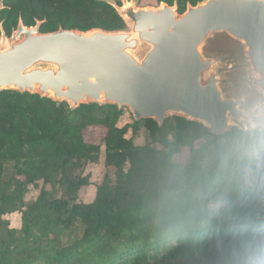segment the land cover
Here are the masks:
<instances>
[{"label":"trees","instance_id":"trees-1","mask_svg":"<svg viewBox=\"0 0 264 264\" xmlns=\"http://www.w3.org/2000/svg\"><path fill=\"white\" fill-rule=\"evenodd\" d=\"M154 1L177 4L183 14L205 0ZM3 5L0 38L2 29L11 37L20 19L26 27L41 22L44 34L127 28L106 0ZM123 116L115 105L73 110L39 94L0 92V264H226L236 244L264 223V189L229 181L210 160L238 128L213 135L176 116L163 126L152 119L120 126ZM90 128L103 129L100 143L87 141ZM141 130L149 135L143 144ZM184 151L187 161H177ZM103 154L95 198L82 202L79 193L92 183L85 169ZM14 213L19 227L4 220Z\"/></svg>","mask_w":264,"mask_h":264},{"label":"water","instance_id":"water-1","mask_svg":"<svg viewBox=\"0 0 264 264\" xmlns=\"http://www.w3.org/2000/svg\"><path fill=\"white\" fill-rule=\"evenodd\" d=\"M107 2L125 30L44 34L41 22L22 19L11 37L2 29L0 92L39 94L73 110L115 105L159 126L182 117L213 135L239 127L241 99L264 90V0H205L183 14L177 4ZM220 38L231 46L214 48Z\"/></svg>","mask_w":264,"mask_h":264},{"label":"clouds","instance_id":"clouds-1","mask_svg":"<svg viewBox=\"0 0 264 264\" xmlns=\"http://www.w3.org/2000/svg\"><path fill=\"white\" fill-rule=\"evenodd\" d=\"M258 91L262 94L255 99H241L237 133L210 156L226 179L242 182L254 191L264 189V90ZM226 264H264V223L236 244Z\"/></svg>","mask_w":264,"mask_h":264},{"label":"rangeland","instance_id":"rangeland-1","mask_svg":"<svg viewBox=\"0 0 264 264\" xmlns=\"http://www.w3.org/2000/svg\"><path fill=\"white\" fill-rule=\"evenodd\" d=\"M106 1L116 2L117 0H106ZM121 1L123 3L124 1L131 2L132 0H121ZM138 7L157 8L158 6L154 0H139ZM221 45L223 47L224 46L230 47L231 42L225 41V38H220L218 40V44L214 48L216 49L221 48ZM133 121H134V117L132 112L130 111L129 108H125L124 116L122 118L120 126H126L128 124H132ZM132 136L133 134L130 132L128 134V138H132ZM137 136H138V143L140 144H143L149 140V135L145 130H141L137 134ZM103 137H104V131L101 128H90L86 131V139L89 142L100 143ZM187 158H188V152L184 151L182 155L176 157V160L180 162H185L187 161ZM104 173H105V167H104V154H103L100 161L96 165L87 166L85 169V175H90L92 183L90 186L83 188L82 191L79 193V199L82 202L88 203L95 198L96 190H97L96 184L102 180ZM43 187L44 185L41 183L39 189L31 188L30 192L26 196V200L27 201L34 200L38 196L40 189ZM46 188L50 190L51 186H46ZM220 204L221 201L219 200L215 201L213 203V207L220 206ZM4 220H6L12 227H19L21 225V215L19 213L8 215L4 218Z\"/></svg>","mask_w":264,"mask_h":264}]
</instances>
